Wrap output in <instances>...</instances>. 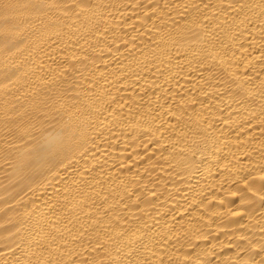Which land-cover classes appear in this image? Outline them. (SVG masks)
Instances as JSON below:
<instances>
[{"label": "bare ground", "instance_id": "obj_1", "mask_svg": "<svg viewBox=\"0 0 264 264\" xmlns=\"http://www.w3.org/2000/svg\"><path fill=\"white\" fill-rule=\"evenodd\" d=\"M0 264H264V0H0Z\"/></svg>", "mask_w": 264, "mask_h": 264}]
</instances>
